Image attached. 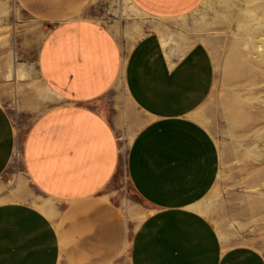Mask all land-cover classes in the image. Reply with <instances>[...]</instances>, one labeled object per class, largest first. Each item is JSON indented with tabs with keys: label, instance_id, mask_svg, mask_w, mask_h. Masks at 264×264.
I'll return each instance as SVG.
<instances>
[{
	"label": "crops",
	"instance_id": "1",
	"mask_svg": "<svg viewBox=\"0 0 264 264\" xmlns=\"http://www.w3.org/2000/svg\"><path fill=\"white\" fill-rule=\"evenodd\" d=\"M90 1L22 0L47 22L38 66L58 98L28 128L22 164L29 183L62 203L67 218L55 221L28 200L0 203V264H109L119 256L125 220L108 193L122 151L107 97L121 78L147 117L126 156L129 180L152 211L133 234L131 264H264L259 249L228 242L202 210L221 168L217 142L197 117L215 81L209 49L203 42L170 48L152 31L123 58L109 27L78 17ZM130 1L175 19L202 0ZM18 151L0 103V177Z\"/></svg>",
	"mask_w": 264,
	"mask_h": 264
},
{
	"label": "rangeland",
	"instance_id": "2",
	"mask_svg": "<svg viewBox=\"0 0 264 264\" xmlns=\"http://www.w3.org/2000/svg\"><path fill=\"white\" fill-rule=\"evenodd\" d=\"M78 17L109 27L123 58L152 31L170 48L184 50L195 42L207 46L215 81L197 117L217 142L221 168L202 210L228 242L251 245L264 254V0H202L190 13L175 19L150 16L130 0H91ZM46 23L22 0H0V103L13 120L19 149L0 177V203L28 200L60 221L67 218L64 205L34 189L21 155L31 123L58 102L38 66ZM107 99L122 151L108 196L125 220L121 252L109 264H131L133 234L152 211L129 180L126 156L147 117L133 104L122 78ZM46 202L51 203V210ZM60 264L78 263L66 259Z\"/></svg>",
	"mask_w": 264,
	"mask_h": 264
},
{
	"label": "bare ground",
	"instance_id": "3",
	"mask_svg": "<svg viewBox=\"0 0 264 264\" xmlns=\"http://www.w3.org/2000/svg\"><path fill=\"white\" fill-rule=\"evenodd\" d=\"M18 154H19V151H18Z\"/></svg>",
	"mask_w": 264,
	"mask_h": 264
}]
</instances>
